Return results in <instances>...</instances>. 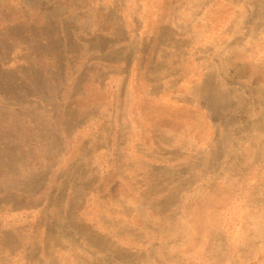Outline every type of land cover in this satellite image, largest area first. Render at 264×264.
<instances>
[{
	"label": "rangeland",
	"instance_id": "374dc122",
	"mask_svg": "<svg viewBox=\"0 0 264 264\" xmlns=\"http://www.w3.org/2000/svg\"><path fill=\"white\" fill-rule=\"evenodd\" d=\"M0 264H264V0H0Z\"/></svg>",
	"mask_w": 264,
	"mask_h": 264
}]
</instances>
